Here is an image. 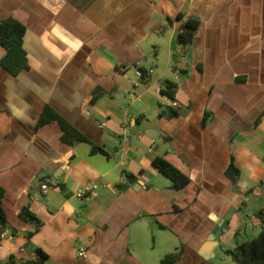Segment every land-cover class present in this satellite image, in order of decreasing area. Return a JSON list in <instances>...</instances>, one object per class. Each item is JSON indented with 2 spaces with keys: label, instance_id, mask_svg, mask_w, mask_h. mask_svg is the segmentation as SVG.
<instances>
[{
  "label": "crops",
  "instance_id": "obj_1",
  "mask_svg": "<svg viewBox=\"0 0 264 264\" xmlns=\"http://www.w3.org/2000/svg\"><path fill=\"white\" fill-rule=\"evenodd\" d=\"M11 14L28 16L30 69L13 76L0 66L7 218V227L0 225V264L29 259L37 249L48 253L46 264H159L149 241L165 233L184 248L177 264H215L219 249L258 236L264 0H0V20ZM188 20L200 25L184 47L176 40ZM162 51L166 65L158 59ZM5 52L0 46V60ZM147 63L153 74L145 85L136 67ZM164 81L177 86L178 115L161 95ZM46 106L108 155H91L87 143L64 144L57 122L39 127ZM124 124L143 139L121 144ZM155 157L190 183L176 187L153 166ZM232 162L241 171L237 184L226 176ZM92 182L98 188L79 199ZM24 208L38 228L20 217ZM219 225L224 230L213 236ZM79 240L87 259L77 256Z\"/></svg>",
  "mask_w": 264,
  "mask_h": 264
},
{
  "label": "trees",
  "instance_id": "obj_2",
  "mask_svg": "<svg viewBox=\"0 0 264 264\" xmlns=\"http://www.w3.org/2000/svg\"><path fill=\"white\" fill-rule=\"evenodd\" d=\"M183 15H178L177 20H182ZM200 22L195 20H188L185 24L180 26L177 43L181 46H190L193 42L196 31L198 30ZM28 31V16L23 18L11 14L8 18L0 20V46L5 49V55L0 60V66L8 71L13 76H18L23 71L30 69L27 52L24 48V38ZM146 66H142L140 70L143 76L139 78L142 84L148 85L151 82V76L147 74ZM177 86L169 81H164L161 87V95L169 102L175 101ZM169 111L178 115L173 108L167 106ZM208 115L204 118L203 124H206ZM51 122H57L62 130L61 140L68 146H74L77 143H87L91 147L90 154L108 155L102 146L93 143L88 137L81 133L72 124L66 121L63 117L57 114L51 107L46 106L39 121V127H43ZM153 166L166 178H168L176 187L184 188L190 183V179L172 165L169 161L155 157L152 160ZM132 177V175H128ZM226 176L235 184L241 178V171L232 162L226 170ZM250 190L248 193H252ZM5 196V189L0 185V225L3 228L7 227L6 212L3 206ZM263 212H261V215ZM23 220H32L36 227L40 226L39 220L27 209L24 208L20 213ZM264 223V221H263ZM164 229L163 226H160ZM32 235L31 233L27 234ZM184 253L183 246H180L175 252L170 253L160 260L159 264H177ZM235 264H264V228L252 240L237 244L234 250L228 251ZM49 255L42 249H37L34 255L29 259H18L12 256L5 264H46Z\"/></svg>",
  "mask_w": 264,
  "mask_h": 264
},
{
  "label": "rangeland",
  "instance_id": "obj_3",
  "mask_svg": "<svg viewBox=\"0 0 264 264\" xmlns=\"http://www.w3.org/2000/svg\"><path fill=\"white\" fill-rule=\"evenodd\" d=\"M158 59L162 62L163 65H166L165 61H166V59L168 60V58H167V56H166L164 51L161 52V56ZM155 69L158 70V67H155ZM129 72H130L129 76L132 79H135V78L137 79V77L134 74V69H131ZM132 93H135V92L132 91ZM158 109H159V107H158ZM258 189L264 190V187L260 185V187H258ZM163 236H165V239L162 238L163 240L158 238L157 241H155V238L151 237V239L149 241L150 242L149 245H150V247L152 249V254L157 259H159L160 257L163 258L166 255L174 252L175 249H176L175 247H176V245L178 243L176 238L173 237V235H171L170 233H165V234H163ZM222 244L223 245H227V244L224 243V240H223ZM227 249H233V248L232 247L230 248V247L226 246V248H225L226 251H224L222 249H219L217 251V258L214 260L215 264H235L233 259L231 258V256L228 255ZM157 261L153 262V264H158Z\"/></svg>",
  "mask_w": 264,
  "mask_h": 264
},
{
  "label": "built area",
  "instance_id": "obj_4",
  "mask_svg": "<svg viewBox=\"0 0 264 264\" xmlns=\"http://www.w3.org/2000/svg\"><path fill=\"white\" fill-rule=\"evenodd\" d=\"M143 65H137L136 67V75L138 78H141L143 76V72L140 70V68ZM147 74L152 75L153 74V69L151 68H146ZM169 106L171 108H174L175 110H180L181 109V105L176 103L175 101L172 103H169ZM136 137L137 139L141 140L143 139V135L141 133H136V134H132L129 130H128V126L127 124H124L122 127V133L120 136V140H121V144L126 145L127 143L131 142L132 138ZM153 151V148H150V152ZM49 185L48 184H44L42 187L43 192L45 193L46 190L48 189ZM98 188V185L94 182L89 183L87 185H85L78 193H77V197L79 199H84L86 196H88L89 194H91L92 192H94L96 189ZM262 228H264V223L262 222L261 224ZM88 253L89 250L86 248V245L84 244L83 240H79L77 242V256L80 258H84L87 259L88 258Z\"/></svg>",
  "mask_w": 264,
  "mask_h": 264
},
{
  "label": "water",
  "instance_id": "obj_5",
  "mask_svg": "<svg viewBox=\"0 0 264 264\" xmlns=\"http://www.w3.org/2000/svg\"><path fill=\"white\" fill-rule=\"evenodd\" d=\"M146 65H148V63H147V64H144V66H146ZM96 94H99V92L97 91V92L94 93V95H96ZM118 95H120V90H119V92H118ZM121 95H122V94H121ZM127 181L129 182V185H130V186H134V185L137 183V181L133 180L132 177H127ZM56 183H57V180H52V185H53V186H55ZM224 228H225L224 226L219 225V226L214 230V232H213V236L216 235L218 232L224 230Z\"/></svg>",
  "mask_w": 264,
  "mask_h": 264
}]
</instances>
